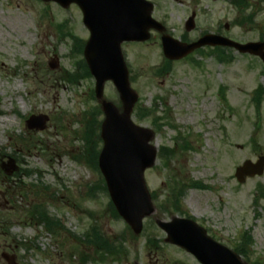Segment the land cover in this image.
I'll return each instance as SVG.
<instances>
[{"label":"rangeland","instance_id":"obj_1","mask_svg":"<svg viewBox=\"0 0 264 264\" xmlns=\"http://www.w3.org/2000/svg\"><path fill=\"white\" fill-rule=\"evenodd\" d=\"M156 4L155 17L176 39L198 8L200 29L217 23L223 29L237 17L226 0ZM256 6L260 12L254 22L231 29L236 41L264 39V2L254 11ZM64 21L66 28L58 30ZM62 31L88 40L80 7L0 0V264H9L6 256L16 264H201L167 242L156 223L176 215L194 216L230 248L250 230L254 245L245 259L264 264V196L255 200L264 173L242 183L234 176L244 160L264 155V91L259 106L254 98L264 89L261 59L205 47L157 73L166 59L159 32L146 42L124 43L130 82L139 94L133 121L153 129V143L166 149L145 172L157 209L135 234L114 213L110 194L101 186L93 188L102 175L84 137L89 121L95 129L103 116L95 112L100 103L95 78L81 74L69 82L83 52L74 51L76 41ZM104 94L119 103L113 82H106ZM142 110L149 115L141 116ZM32 115L49 118L43 129L28 128ZM175 184L186 185L179 210L167 201ZM35 205L59 218L56 230L38 225ZM94 227L111 253L90 242Z\"/></svg>","mask_w":264,"mask_h":264},{"label":"water","instance_id":"obj_2","mask_svg":"<svg viewBox=\"0 0 264 264\" xmlns=\"http://www.w3.org/2000/svg\"><path fill=\"white\" fill-rule=\"evenodd\" d=\"M54 1L66 8L71 3L81 7L84 23L91 31L84 55L90 72L95 76V94L105 116L101 124L104 145L98 158L99 166L118 214L131 225L136 234H140L143 218L154 214L156 210L144 174L156 162L157 147L151 144L155 137L154 131L136 125L132 120L131 113L139 94L131 88L121 46L126 40L146 41L150 38L152 28L161 31L164 26L151 15L153 4L147 0ZM192 21L193 17L189 22ZM204 45L236 47L242 53L259 55L264 61V42L260 41L240 44L212 34L187 44L169 35L163 37L165 56L171 59L183 58ZM107 80H112L116 85L123 104L121 108L104 99ZM48 119L45 115L31 116L28 127L43 129ZM263 172L264 155H261L256 162L245 160L236 169L235 176L239 182H244L248 177L262 176ZM157 223L168 234L167 241L191 252L202 264H248L233 249L209 236L193 219L176 216L170 221L158 219ZM5 258L9 264H16L7 256Z\"/></svg>","mask_w":264,"mask_h":264},{"label":"trees","instance_id":"obj_3","mask_svg":"<svg viewBox=\"0 0 264 264\" xmlns=\"http://www.w3.org/2000/svg\"><path fill=\"white\" fill-rule=\"evenodd\" d=\"M76 50L79 51L80 53L82 52V47L83 44L82 42L80 44H76ZM223 51L222 49H215L214 51ZM221 53V52H220ZM219 53V54H220ZM219 54L217 56H219ZM219 59L222 60L223 58L221 56H219ZM78 66H77V70L75 72H71L70 75V81H76L78 79V77L82 74L83 77L85 76H89L91 77L90 72L88 71L87 68V64L86 62H84V60L78 61ZM161 72V71H160ZM264 89L262 87H260L257 91H256V96L255 98V102L256 105L259 106L260 105V98L262 93H263ZM95 112H97L99 115L101 114V111L99 108H96ZM141 116L149 115V112H147L146 110H142V113H140ZM139 115V114H138ZM91 121V120H90ZM90 121L87 125V132H86V136L84 138H86L85 140L87 141V144L89 146V149L93 150V166L96 167L95 170H97V156L99 153V148L101 146V138L99 136V132L98 129L100 122H98L95 126V129H93V127H91ZM164 148H162L161 153H160V157L163 156L164 153ZM174 186L173 189H171L172 191L169 192L168 196H167V201L171 204V206H174L177 210L180 209L181 207V198L183 197V194L185 193V186L184 185H177ZM193 185H197L200 186V184L198 182L193 183ZM102 188H104L106 190V186L105 185H100ZM260 190V196L263 197L264 196V187L260 186L259 188ZM174 208V209H175ZM175 209V211H176ZM114 213L116 214L117 217H119V215L117 214L116 210L114 209ZM33 214L35 217H37L38 223L42 224L43 226H45L47 229L49 230H56V227L59 226V218L57 217H52L49 212L47 211V208L44 206H39V205H35L33 208ZM89 240L91 243H93L94 245H96V248H98V250L100 251H106L108 253H111V249H109L108 247H106L102 241L103 238L101 236V234H99V232L97 231V229L94 227L93 230L91 231V233L88 235ZM101 244V245H100ZM100 245V246H98ZM254 245V241L252 238V235L249 231H245L241 238L238 240V243L235 247L236 251L238 253H240L242 256L244 257H248L249 253V248H251V246ZM247 259V258H246Z\"/></svg>","mask_w":264,"mask_h":264},{"label":"flooded vegetation","instance_id":"obj_4","mask_svg":"<svg viewBox=\"0 0 264 264\" xmlns=\"http://www.w3.org/2000/svg\"><path fill=\"white\" fill-rule=\"evenodd\" d=\"M155 4V9L157 7V1L158 0H152ZM201 0H190L191 4H194L195 6L199 5ZM229 5L232 7V9L236 12L237 14V17H236V20L234 21V25L232 26L230 23H225L224 24V28L222 29L221 28V23H217L214 25V27H212V29H209L208 30H204V29H201L200 31H197V26L194 28V29H190V31L188 30V25L186 24V22L184 23L185 24V29L184 31L181 33V37L183 39H185L187 42H190V41H193V40H196L198 38H200L202 36V34L206 33V32H215L217 34H225L227 36H229L230 38H232V35L230 33L231 29H234L235 27H239L241 28V25H239L241 22V16H242V11L241 9H239L243 2H247L248 4H259V3H263L264 0H226ZM200 10L201 8H198L197 11L193 10L191 13H196V18H198V15H200Z\"/></svg>","mask_w":264,"mask_h":264},{"label":"bare ground","instance_id":"obj_5","mask_svg":"<svg viewBox=\"0 0 264 264\" xmlns=\"http://www.w3.org/2000/svg\"><path fill=\"white\" fill-rule=\"evenodd\" d=\"M27 24V21L26 20H22L19 25L22 26L24 29H25V26ZM18 29V28H17ZM20 30V29H19ZM24 35H27V33L25 32Z\"/></svg>","mask_w":264,"mask_h":264}]
</instances>
